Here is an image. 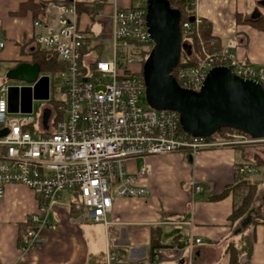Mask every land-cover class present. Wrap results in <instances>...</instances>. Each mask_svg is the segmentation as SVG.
Wrapping results in <instances>:
<instances>
[{
    "label": "built area",
    "instance_id": "built-area-1",
    "mask_svg": "<svg viewBox=\"0 0 264 264\" xmlns=\"http://www.w3.org/2000/svg\"><path fill=\"white\" fill-rule=\"evenodd\" d=\"M120 1L102 0L113 9L112 55L92 64L86 63L82 52L92 48L93 36L78 28L74 2L50 3L46 12L51 16L34 22L38 47L67 65L66 71L48 75L50 94L46 102L50 106L43 110L40 129L33 104L30 114L10 113V87L0 89V203L11 185L25 186L40 201L38 211L25 221V253L44 243L46 231L57 230L51 213L64 193H71L88 210L92 221L106 226L116 198L148 197L150 191L139 182L146 170L130 175L127 166L131 160L187 151L196 155L216 146L264 142L235 130L226 143L191 136L183 130L177 112L150 107L140 73L143 55L154 48L147 27L149 0H129L126 7ZM202 24L194 14L181 28L182 37L198 38L199 49L190 57L195 66L178 69L179 86L200 92L211 70L225 68L264 88V69L242 64L234 53L235 41L220 49L214 41L206 44L200 38ZM4 47L0 42V50ZM26 86L35 85L19 83L14 87ZM52 99L66 105L59 108L65 113L63 121L54 127ZM45 110L50 111L46 125ZM239 171L244 175L259 173L251 164H243ZM194 191L200 193L202 188L196 186Z\"/></svg>",
    "mask_w": 264,
    "mask_h": 264
},
{
    "label": "crops",
    "instance_id": "crops-1",
    "mask_svg": "<svg viewBox=\"0 0 264 264\" xmlns=\"http://www.w3.org/2000/svg\"><path fill=\"white\" fill-rule=\"evenodd\" d=\"M28 1L0 0V42L5 43L0 50V72L32 64L38 47L34 22L51 16L46 8L59 0H34L44 9L38 19L31 11L20 14ZM65 1L77 8L102 3ZM120 2L125 7L129 4V0ZM193 5L194 14L211 24L212 36L221 47L235 41L234 53L242 64L264 69V30L245 22L264 20V0H195ZM112 12L105 4L92 18L77 9L78 28L93 36L92 48L85 50L88 64L104 59L108 43L112 55ZM95 25L101 27L100 33L93 31ZM215 141L228 139L220 135ZM258 161L264 162V142L216 146L196 155L187 151L131 160L130 175L146 170L139 182L150 191L148 197L116 198L106 226L92 221L88 210L71 193H64L51 213L57 230L46 231L44 243L27 253L22 250L25 221L38 211L40 201L25 186H8L0 203V264H230L227 249L238 245L245 234L253 239L250 264H264V167H257L258 175H245L258 186L246 217L230 220L243 202L244 186H234L222 197L226 188L236 184V171ZM196 186L202 188L200 193H195ZM196 240L200 244L193 243ZM247 260V256L242 258V262Z\"/></svg>",
    "mask_w": 264,
    "mask_h": 264
},
{
    "label": "water",
    "instance_id": "water-1",
    "mask_svg": "<svg viewBox=\"0 0 264 264\" xmlns=\"http://www.w3.org/2000/svg\"><path fill=\"white\" fill-rule=\"evenodd\" d=\"M180 19L179 11L164 0H149L147 27L154 48L143 69L149 106L177 112L183 130L191 136L211 138L222 129H232L263 140L264 88L261 85L240 79L228 69L215 68L200 92L179 86L173 72L183 48ZM40 74L39 65L30 63H22L8 72L9 81L35 85L9 88L10 113L30 114L33 100H49L50 78ZM49 117L50 111L46 110L45 125Z\"/></svg>",
    "mask_w": 264,
    "mask_h": 264
},
{
    "label": "trees",
    "instance_id": "trees-1",
    "mask_svg": "<svg viewBox=\"0 0 264 264\" xmlns=\"http://www.w3.org/2000/svg\"><path fill=\"white\" fill-rule=\"evenodd\" d=\"M164 1L167 2L172 9L179 11L180 16H181V19H180L181 28L183 24L188 22L191 19V17L194 15L193 3L195 0H164ZM103 5H105L104 2L100 4H96V6H94L93 8L85 7L83 5H78L77 9L79 13L81 11L86 12L92 18H95L102 11ZM43 10L44 9H42L41 6H37L34 0H29L27 3L22 5L20 14H24V13H27L28 11H31L34 14V18L38 19L40 15H42ZM238 22H241V18H238ZM245 22L258 27L261 30H264V20L259 19V20L253 21L250 19V20H245ZM200 38L208 45L212 41H214V43L216 44L215 47L217 49L221 48V44L218 42V40H216L212 36L211 24L206 20H203V24L200 27ZM190 39L192 41L193 55H196L199 49L198 38L193 36ZM85 53H86L85 51L82 52V56H85ZM150 53L143 55V58H142L143 67L140 72L142 75H143V69H144L145 63L147 59L149 58ZM184 57L182 56V52H181V58H180L179 64L173 72V76L175 79H177L176 73L180 67L182 66L192 67L196 65V63H194V61L190 57L188 58L186 57L184 58ZM32 64L39 65V67L41 68L42 74L52 75V76H55L56 74L60 72H64L67 69V65L60 63L55 54L43 51L39 47H37V49L33 53ZM51 105H52L53 112L55 115V118L53 121V127H54V126H57L58 123L63 121L65 113L63 111H60L59 108L61 106L65 107L66 105L59 104L55 99H52ZM232 131H233L232 129H222L217 133L216 136L222 135L225 137L227 134L231 133ZM213 139L214 137L210 138V140H213ZM256 163L257 165L260 164L259 167H264V162L258 161ZM245 177L246 176L240 173L238 169L235 174L236 184L226 188L222 196V197H225L229 191L235 188L234 186H238V187L244 186V188L246 189L245 191L246 194H245L242 204L234 210L230 218L232 222L239 221L250 213L254 200L257 196V192H258L257 184H251L250 181H247ZM24 231H25V227H24ZM252 252H253V239H251V237H249L246 234L242 236L238 245L231 244L227 249V253L229 254V258H230V264H250ZM244 256H247L248 260L246 262H242V258Z\"/></svg>",
    "mask_w": 264,
    "mask_h": 264
},
{
    "label": "rangeland",
    "instance_id": "rangeland-1",
    "mask_svg": "<svg viewBox=\"0 0 264 264\" xmlns=\"http://www.w3.org/2000/svg\"><path fill=\"white\" fill-rule=\"evenodd\" d=\"M113 15V12L112 14ZM100 30H101V27H98V26H94L93 27V31L96 32V33H100ZM106 33V32H105ZM103 34V36H108V34ZM111 46L109 47V43L107 44V51H106V54L103 56L104 59H109V57L111 56ZM193 55V47H192V41L190 38L188 37H183V48H182V56L188 58V57H191ZM184 57V58H185ZM7 75H8V70L7 69H3L1 72H0V89L3 87V86H7V87H12V86H15L19 83L17 82H12V81H9L7 79ZM64 97L62 96H59V99H63ZM50 105L48 102H44V101H35L33 103V107H34V110L36 112V114L38 115V120L37 121V128L40 129V118L43 117V110L45 108H48ZM19 113V112H17ZM45 113H46V110H45ZM218 137V136H216ZM216 137L214 139H216ZM226 139H229V134H227L226 136ZM263 162V161H261ZM252 166L254 167H258L260 166V164L257 165V163H254V164H251Z\"/></svg>",
    "mask_w": 264,
    "mask_h": 264
}]
</instances>
